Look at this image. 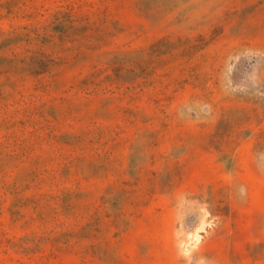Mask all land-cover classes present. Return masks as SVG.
Masks as SVG:
<instances>
[{"label": "rangeland", "instance_id": "obj_1", "mask_svg": "<svg viewBox=\"0 0 264 264\" xmlns=\"http://www.w3.org/2000/svg\"><path fill=\"white\" fill-rule=\"evenodd\" d=\"M0 264H264V0H0Z\"/></svg>", "mask_w": 264, "mask_h": 264}]
</instances>
